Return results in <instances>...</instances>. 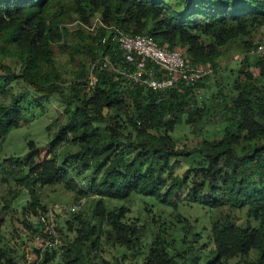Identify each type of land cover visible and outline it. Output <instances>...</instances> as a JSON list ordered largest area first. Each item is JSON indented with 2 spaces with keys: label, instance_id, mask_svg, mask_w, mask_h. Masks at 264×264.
I'll return each instance as SVG.
<instances>
[{
  "label": "trees",
  "instance_id": "1",
  "mask_svg": "<svg viewBox=\"0 0 264 264\" xmlns=\"http://www.w3.org/2000/svg\"><path fill=\"white\" fill-rule=\"evenodd\" d=\"M64 1L0 0V54L1 50L11 52L19 67L18 72L13 71L0 55V143L12 129L29 120L24 117L23 105L30 93L60 97L65 101L67 117L45 145L29 141L24 155L3 158L0 183L10 185L13 180L16 187L26 189L32 195V214L37 206L44 207L33 197L37 195L35 185L62 183L78 194L77 200L99 197L90 217L76 216L80 226L68 242L69 248L62 252L61 245L59 259L53 251L40 264H52L54 260L93 264L86 254L102 235L133 247L138 229L125 222L123 208L106 211L102 203L103 198L124 199L131 194L152 197L174 208L186 201L210 208L225 204L246 208L254 224L241 225L228 216L223 221L212 220L209 233L215 248L207 264H226L234 258L242 264H264V56H253L259 76L245 71L243 79L235 81V93L223 95L218 102L226 122L220 139H203L187 150L178 147L168 132L182 123L185 113L189 123L204 114L202 106L198 108L190 101L197 98L193 88L200 91L206 78L194 86L179 83L157 100V93L151 89L128 84L126 77L109 69H97L94 87L87 90L88 79H83L73 82L64 94L51 47L62 33L49 13L51 6ZM67 1L83 21L99 15L124 31L146 34L170 49L183 48L190 63L213 69L212 57L218 55L220 47L247 37L243 43L249 52L256 47L249 40L251 33L264 25V0ZM103 34L98 30L91 37L88 51L92 62L99 53L112 58L117 53L110 44L105 48L93 46ZM201 35L210 42H202ZM247 52L240 61L245 67L251 58ZM20 83L24 87L12 92ZM7 99L5 104L3 100ZM107 120L110 124L101 126ZM69 142L78 144L79 149L60 161L58 150ZM196 150L204 151L203 163L175 174L180 158ZM100 169V177L87 182L88 171ZM4 200L0 211V264H16V259L26 254L27 244L17 251L5 239L2 229L9 200ZM68 224L72 231L71 222ZM26 228L30 234V221ZM166 245L163 235L157 233L142 264H182L170 255ZM251 251H255L253 258Z\"/></svg>",
  "mask_w": 264,
  "mask_h": 264
},
{
  "label": "rangeland",
  "instance_id": "2",
  "mask_svg": "<svg viewBox=\"0 0 264 264\" xmlns=\"http://www.w3.org/2000/svg\"><path fill=\"white\" fill-rule=\"evenodd\" d=\"M72 8L70 3L65 0L61 4L51 6L49 10L51 20L59 25L62 33V38L53 43L51 47L54 66L58 74L57 81L64 94L68 92V88L73 82L89 77L92 56L89 54L88 48L92 43L91 37L96 34L88 29L95 16H88L89 18L83 21L77 17ZM263 35L264 25L255 29L249 40L253 44L257 43ZM200 40L205 44L210 42L203 35L200 36ZM247 40V37L241 40H231L224 47L218 49L217 56L212 57L213 66L216 69L202 83L200 95L190 101L198 108L202 106L204 114L189 123L186 121L187 114L185 113L182 116V123L174 126L173 130L168 132L178 147L189 150L197 146L203 139H220L226 122L217 106L218 102L223 99V95L230 96L235 93L233 90L235 81L243 79L245 71L254 77L259 76L260 71L254 64L256 61L253 58L254 55L250 50L247 52L245 50L247 48H244L243 41ZM176 49L184 52L183 48ZM1 52V60L6 62L13 71L18 72L19 67L12 53L5 50H1ZM246 52L251 54L247 67L236 60L237 56L245 55ZM23 87L24 84L20 83L12 92L16 93ZM0 101H2V97H0ZM3 101L8 104V99ZM64 108L65 101L56 95L41 97L38 94L30 93L23 105L24 117L29 120H24L21 126L12 129L0 143V161L8 156L24 155L28 150L29 141H33L38 146L45 145L55 133L56 127L65 123L67 117L64 114ZM109 124L110 121L107 120L101 126ZM121 129L124 133L128 132V129ZM149 132L156 134L154 130H149ZM78 149V144L72 142L64 144L58 150L59 160L62 161L66 155L74 153ZM134 155L135 153L131 156ZM204 159L205 153L202 150H196L190 156L181 157L180 165L174 170L175 174L181 175L188 168L198 167ZM102 171L103 169L92 173L88 171L87 178H84L87 182L92 178L97 179ZM9 179L12 180V178ZM34 190L37 195L33 197L37 198L38 204L44 205V207L53 204L69 205L78 197L75 191L62 183L35 185ZM12 196H16L15 199H11ZM4 198L9 200V207L4 214L5 222L2 231L5 239L11 244V248L21 251L22 247L28 243L30 236L26 224L28 221L34 220L30 210L32 195L26 189L16 187L12 180L10 185L0 183V211L6 203ZM86 198L87 200L78 213L60 212L55 214L56 225L64 237V239L62 238V252L69 248L68 242L75 238L76 228L80 226L76 216L90 217L99 197ZM102 203L106 211H117L119 208H123L125 222L135 226L139 234L131 248L120 245L102 235L96 247L89 249L86 254L93 264H142L157 233H161L166 240V247L170 255L182 261V264H207L208 260L213 258L215 248L209 233L212 220L223 221L228 216L241 225H246L247 222L254 224L252 219L249 220L246 208L237 209L227 204L210 208L186 201L174 208L155 198L138 194H131L124 199L103 198ZM68 222H71L72 231L68 228ZM185 226L189 230H185ZM60 253L59 249L58 259ZM250 256L255 257V251H251ZM245 261H248V258ZM52 264H63V261L54 260ZM226 264L242 263L238 262V258H234L228 260Z\"/></svg>",
  "mask_w": 264,
  "mask_h": 264
},
{
  "label": "built area",
  "instance_id": "3",
  "mask_svg": "<svg viewBox=\"0 0 264 264\" xmlns=\"http://www.w3.org/2000/svg\"><path fill=\"white\" fill-rule=\"evenodd\" d=\"M90 31L97 33L102 30L104 34L99 41H95V48H117L113 58L109 54L96 58L89 66L87 90L94 87L97 69H109L126 77L128 84L142 86L157 93V100L167 96L168 89L181 83L184 86H194L196 82L203 81L212 75L214 69L209 65L192 64L186 55L178 49H170L156 42L146 34H133L124 31L117 24H108L99 15H95L93 23L88 26ZM253 55L264 56V35L257 41L256 47L250 50ZM249 51V52H250ZM244 55L237 56L240 62ZM193 95H200L198 89L193 88ZM83 184V182H81ZM85 197L66 204H53L47 207L37 206L32 214V230L27 243V252L23 257L16 259V264H40L47 254L56 252L58 256L62 239L55 222V214L60 212H78Z\"/></svg>",
  "mask_w": 264,
  "mask_h": 264
},
{
  "label": "clouds",
  "instance_id": "4",
  "mask_svg": "<svg viewBox=\"0 0 264 264\" xmlns=\"http://www.w3.org/2000/svg\"><path fill=\"white\" fill-rule=\"evenodd\" d=\"M94 16H95V15H94ZM94 16H93V17H94Z\"/></svg>",
  "mask_w": 264,
  "mask_h": 264
}]
</instances>
